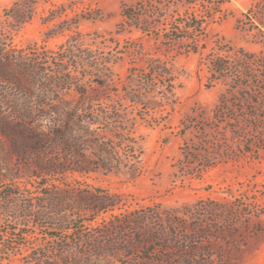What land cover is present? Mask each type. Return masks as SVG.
Segmentation results:
<instances>
[{"label":"rangeland","instance_id":"rangeland-1","mask_svg":"<svg viewBox=\"0 0 264 264\" xmlns=\"http://www.w3.org/2000/svg\"><path fill=\"white\" fill-rule=\"evenodd\" d=\"M0 40V264H264V0H0Z\"/></svg>","mask_w":264,"mask_h":264},{"label":"trees","instance_id":"trees-1","mask_svg":"<svg viewBox=\"0 0 264 264\" xmlns=\"http://www.w3.org/2000/svg\"><path fill=\"white\" fill-rule=\"evenodd\" d=\"M128 9L129 8H125L123 10V13L126 17H128L130 19V21L134 20V19L135 20L139 19L136 17V14L127 12V11H129ZM189 21L190 22L184 23V27L188 28V29L196 28L195 25L192 24L194 21L193 20H189ZM201 24H202V22L200 23V26H201ZM198 25H199V23H198ZM3 45L4 44L0 40V83L7 84V85H18L19 87H24V86H22V85H24V83H26L27 85L34 83V81L36 79L32 78V75L29 73V71L31 69L23 68L22 64H24V62L19 58V56L17 55V52L12 51V50H7L6 48H4ZM210 68L212 70V73L215 74L216 76H220V77L224 76L225 70L223 68V65L220 62H218L217 59L210 60ZM28 77H30V79ZM27 85H25V86H27ZM17 105L13 106V108H12L14 110L13 116L20 117V119L25 117V115L22 114L23 112L32 113L34 111V109L32 107L21 108L20 105L19 106H17ZM38 106L39 107H45L46 105H45V102L42 101L38 104ZM208 159H209L208 157L204 158V161L199 168L200 173L204 170H207L208 168H210L212 166ZM10 194H11V192H8L7 190H6V194L2 193L0 190V202L6 204L9 200ZM106 208H108V205L104 206L103 209H106ZM4 209L6 210V212H8L10 208L8 206H5ZM29 215L25 214V217L29 216ZM194 238L195 237H193V238H190V237L187 238L186 237L183 239V241L189 243V242L193 241L192 239H194ZM157 239H161V238L156 237V240ZM162 240H163V246L166 248H170L169 244H167V243H169V240H167V239H165V240L162 239ZM195 248L196 247L190 246V247H188L187 250H184V252L181 256L182 261L180 260V264H212L211 259L208 260L207 258L201 259V258L197 257L195 254V252H196ZM193 251H194V253L190 254ZM143 256L145 258H148V256L145 253L143 254Z\"/></svg>","mask_w":264,"mask_h":264}]
</instances>
